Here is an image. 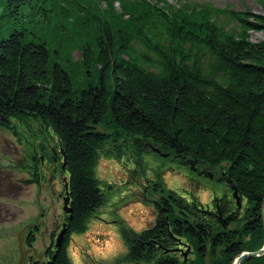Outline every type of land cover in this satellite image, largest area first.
<instances>
[{
    "label": "trees",
    "instance_id": "trees-1",
    "mask_svg": "<svg viewBox=\"0 0 264 264\" xmlns=\"http://www.w3.org/2000/svg\"><path fill=\"white\" fill-rule=\"evenodd\" d=\"M254 29L264 30L263 14L209 1L0 0V132L51 130L69 173L72 214L51 264H71L69 235L86 230L108 201L95 170L100 157L143 164L151 148L222 166L246 199L251 223L212 231L226 244L208 264L262 245L264 40L250 38ZM167 191L158 208L178 217L186 202ZM155 231L123 223L124 260L145 261L142 245ZM242 264H264V255Z\"/></svg>",
    "mask_w": 264,
    "mask_h": 264
},
{
    "label": "rangeland",
    "instance_id": "rangeland-1",
    "mask_svg": "<svg viewBox=\"0 0 264 264\" xmlns=\"http://www.w3.org/2000/svg\"><path fill=\"white\" fill-rule=\"evenodd\" d=\"M199 1H209L217 6L229 5L237 10L248 9L252 13L264 15V0ZM250 38L253 41L264 40V30L250 31ZM71 57L79 59V51L73 50ZM53 58L60 62L65 59L64 56ZM103 127L99 125L98 129L103 130ZM8 142V136L3 137L0 132V264H25L28 263L30 255L32 262L36 258L40 261L44 259L43 251L48 244V234L62 219L61 202L57 195L52 193L50 186H44L38 191L33 184L23 182L22 173L13 170L12 167L16 169L22 164L24 160L20 162L16 160L26 154L27 150L24 148L26 146L21 141L16 148L8 145ZM142 158L143 164L131 155H124L122 159L100 157L95 170L97 177L103 181V192L109 197V201L89 220L86 230L73 234L75 241L72 240L67 248L71 264H82L81 260L93 264L92 257L96 260H110L121 252L123 243L119 233V219L124 220V223L135 230L151 226L153 221L151 217L154 215L151 203L144 205L138 200L141 199L140 196L138 198V195H135L134 199L131 193L123 189L130 178L136 176L138 178L139 175V179L144 180L151 177L157 184L159 180L166 190L171 189L178 193L193 191L198 200L203 203L207 201L205 188H198L186 181L185 169L182 168L179 175L168 172L167 162L158 165V158L152 155V151L145 152ZM127 169L133 171L137 169V173L129 176ZM130 183L128 186L133 185ZM119 189L124 192H120ZM100 225L103 228H99ZM36 228H40V231L38 232ZM31 232H36L32 245L26 240V236ZM209 257L211 259V256Z\"/></svg>",
    "mask_w": 264,
    "mask_h": 264
},
{
    "label": "flooded vegetation",
    "instance_id": "flooded-vegetation-1",
    "mask_svg": "<svg viewBox=\"0 0 264 264\" xmlns=\"http://www.w3.org/2000/svg\"><path fill=\"white\" fill-rule=\"evenodd\" d=\"M35 128L38 131H28L26 127L18 126L15 130L7 129L1 132L3 137L8 136V145L18 148L22 141L26 146L24 147L27 150L26 154L16 160L17 162H20V160L24 161L16 169L13 167L12 169L22 173L23 182L26 181L28 185L33 184L37 187L38 191L44 186H50L49 188L52 190V193L57 195L61 202V206L63 205L64 198L68 195V205H70L69 173L65 168L66 160H64V151L61 148L58 138L55 137V134L51 130L46 132L42 127L39 129V127L35 126ZM151 151L152 155L156 159L158 158V165L167 162L168 172L171 171L179 175L182 172V168L185 169L187 171L184 172L186 181L189 184H194L198 188H205L207 201L203 203L198 200L193 191L178 193L173 190L178 197H182L186 205L182 208H176L175 212L178 213V217L170 218L169 213H162V209L158 208V205L162 204V201L165 200L163 193L166 189L162 187V183L159 180L158 184L155 183L151 177L140 180L139 175L138 178L137 176L132 179L130 178L129 183L131 182L133 185L128 186V183L123 189L131 193L134 199L135 195H138V198L140 196L141 199L138 200L142 204L147 205V203H151L154 213L151 217L153 219L151 226L142 230L132 228L136 232L156 229L153 237L142 245V255L145 261H142L141 264H162L163 262H165L164 264H193L200 257L205 260V263L209 262V256H211L212 251L216 248L217 255L221 254V250L225 246L222 244H226V241H223L226 238L222 236L219 238L211 237L210 233L212 231L215 234L217 232L226 234L236 224L243 226L245 222L251 223L252 219L246 220L243 218L245 208L247 207L246 199L240 197L241 203L237 205L236 199L232 195V181L230 182L228 176H225V171L222 166H214L212 168L205 167L204 165H195L194 163L190 164L188 160H184L182 157L178 158L170 151H162L160 148L159 150L157 148H151ZM167 152L168 155L164 156L163 154ZM127 170L129 176L132 175V172H137V169L134 171L132 169ZM66 183L68 185L67 194L65 188ZM124 190L119 189L120 192H124ZM170 190L166 191L169 192ZM63 222H68V217H66L64 212L62 213L61 221L55 226L56 228H53L48 234V244L43 251L44 259L38 261L39 258H36L32 262V255H30L28 263L25 264H46L47 260L52 258L55 250V238ZM124 222L122 219L118 220L119 233L123 243L121 252L110 260L102 261L93 259L92 257L91 262L93 264H136L130 260H124L129 251L125 238H123L121 233V226ZM98 227L103 228L102 225ZM36 229L38 232L40 231V228ZM186 230H189L192 234L199 235V233L204 232L206 234L202 238L196 237L192 240L190 235L183 232ZM35 233L31 232L30 234L35 237ZM98 233L96 234L97 236L99 235ZM72 234L69 235V243L72 240L75 241ZM27 237L28 235L26 236V240ZM217 240H220V244L218 245H216ZM32 244L33 241H31L30 245ZM81 262L82 264H87L85 260H81Z\"/></svg>",
    "mask_w": 264,
    "mask_h": 264
},
{
    "label": "water",
    "instance_id": "water-1",
    "mask_svg": "<svg viewBox=\"0 0 264 264\" xmlns=\"http://www.w3.org/2000/svg\"><path fill=\"white\" fill-rule=\"evenodd\" d=\"M157 150H159V148H157ZM164 156L168 155L167 153L163 154ZM65 160V159H64ZM190 164L193 163V161H189ZM229 181L231 182V180L229 179ZM67 183L65 184V188H66V194L68 192L67 190ZM232 187V195L233 197L236 199V203L237 205H239L241 203V196L238 195V190L237 187H235L233 184L231 185ZM68 199L69 196L67 195V197L64 198V202H63V211L65 212V214L67 215L68 219L71 218V214H72V205H68ZM261 211H260V217L261 220L263 221V231H264V199L262 202V205L260 207ZM67 223L63 222L60 228V231L57 233L56 236V242H55V247H59L62 243V239L64 237V234L66 233L67 229ZM262 246L259 247L258 249L252 250V251H241V253L235 255V257L231 260L230 264H242V262L246 259H250L252 257H258V256H263L264 255V236H263V241H262ZM56 255V252L52 255V258H54ZM52 258L47 260L46 264H51Z\"/></svg>",
    "mask_w": 264,
    "mask_h": 264
}]
</instances>
